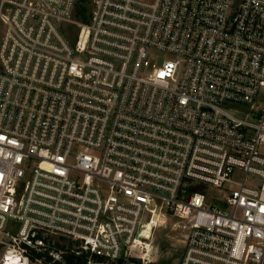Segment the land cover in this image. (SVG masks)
<instances>
[{"label": "built area", "instance_id": "obj_1", "mask_svg": "<svg viewBox=\"0 0 264 264\" xmlns=\"http://www.w3.org/2000/svg\"><path fill=\"white\" fill-rule=\"evenodd\" d=\"M166 216L180 264H264V0H0V264Z\"/></svg>", "mask_w": 264, "mask_h": 264}, {"label": "rangeland", "instance_id": "obj_2", "mask_svg": "<svg viewBox=\"0 0 264 264\" xmlns=\"http://www.w3.org/2000/svg\"><path fill=\"white\" fill-rule=\"evenodd\" d=\"M159 55L162 56L161 53ZM155 221L150 233L151 237L147 240L149 244L147 251L142 252L141 257L129 255L124 258L127 264H180L187 235L183 230L182 222L172 216L161 217ZM51 240L57 242L58 239L54 237ZM63 242L68 244L69 241Z\"/></svg>", "mask_w": 264, "mask_h": 264}, {"label": "trees", "instance_id": "obj_3", "mask_svg": "<svg viewBox=\"0 0 264 264\" xmlns=\"http://www.w3.org/2000/svg\"><path fill=\"white\" fill-rule=\"evenodd\" d=\"M85 2V0H82ZM81 10L82 11H87L88 10V6L87 5H83L81 6ZM69 250L68 253L63 257V259L61 261H56L54 264H86L88 262V260L92 259L93 260V264H100L101 262H103L104 264H127L126 260L124 258H120L117 260H109L94 254H91L90 252H83L81 255H76L75 253L71 252L72 246L75 243L69 242ZM56 247L60 248L61 245L59 242H57ZM37 256H39L40 254H36ZM50 257H46L45 261L48 263L50 261ZM133 261H135L134 259H131Z\"/></svg>", "mask_w": 264, "mask_h": 264}, {"label": "bare ground", "instance_id": "obj_4", "mask_svg": "<svg viewBox=\"0 0 264 264\" xmlns=\"http://www.w3.org/2000/svg\"><path fill=\"white\" fill-rule=\"evenodd\" d=\"M153 226H154V222H152V223H150V224H147L145 227H144V232H143V234L144 235H146V238H148V239H150V232H151V230H152V228H153ZM147 247H149V245H147Z\"/></svg>", "mask_w": 264, "mask_h": 264}, {"label": "snow or ice", "instance_id": "obj_5", "mask_svg": "<svg viewBox=\"0 0 264 264\" xmlns=\"http://www.w3.org/2000/svg\"><path fill=\"white\" fill-rule=\"evenodd\" d=\"M169 67H171V65L169 66ZM164 74L163 73H161V76H163Z\"/></svg>", "mask_w": 264, "mask_h": 264}]
</instances>
